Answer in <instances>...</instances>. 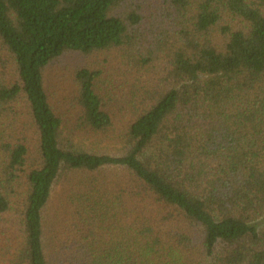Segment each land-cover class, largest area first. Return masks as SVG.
I'll return each mask as SVG.
<instances>
[{
  "label": "trees",
  "instance_id": "obj_1",
  "mask_svg": "<svg viewBox=\"0 0 264 264\" xmlns=\"http://www.w3.org/2000/svg\"><path fill=\"white\" fill-rule=\"evenodd\" d=\"M0 264H264V0H0Z\"/></svg>",
  "mask_w": 264,
  "mask_h": 264
},
{
  "label": "rangeland",
  "instance_id": "obj_2",
  "mask_svg": "<svg viewBox=\"0 0 264 264\" xmlns=\"http://www.w3.org/2000/svg\"><path fill=\"white\" fill-rule=\"evenodd\" d=\"M80 59L77 55L67 54L56 64L49 67L46 71V83L61 90L68 85L69 72L73 70Z\"/></svg>",
  "mask_w": 264,
  "mask_h": 264
}]
</instances>
